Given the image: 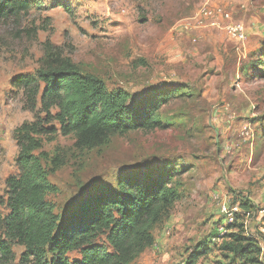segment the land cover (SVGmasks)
I'll use <instances>...</instances> for the list:
<instances>
[{"label": "rangeland", "instance_id": "374dc122", "mask_svg": "<svg viewBox=\"0 0 264 264\" xmlns=\"http://www.w3.org/2000/svg\"><path fill=\"white\" fill-rule=\"evenodd\" d=\"M32 1L22 20L0 25V214L9 212L7 181L19 174L16 130L39 121L45 130L34 136V154L57 187L47 201L61 219L123 176L169 174L167 187L180 198L153 229L154 246L131 264H243L225 250L229 235L264 245V0ZM209 7L229 14L216 17L219 27L201 14ZM232 24L244 26V42L229 34ZM49 54L69 58L109 91L127 92L130 106L173 91L161 127L78 148L53 119L55 109L47 117L40 96L31 109L13 86L36 76ZM222 203L238 209L233 225ZM11 250L0 264H34L23 246Z\"/></svg>", "mask_w": 264, "mask_h": 264}, {"label": "trees", "instance_id": "16d2710c", "mask_svg": "<svg viewBox=\"0 0 264 264\" xmlns=\"http://www.w3.org/2000/svg\"><path fill=\"white\" fill-rule=\"evenodd\" d=\"M33 8L32 0H0V25L19 22ZM13 86L24 90L31 109L39 96L47 117L55 109L53 119L63 134L74 135L77 147L86 150L102 147L115 136L159 129V112L173 94L165 91L130 106L127 92L109 91L99 78L58 54L47 55L36 76L16 78ZM44 130L39 121L16 130L19 174L7 181L9 212L0 214V230L6 238L0 240L2 258L11 256V244H19L26 262L34 264L133 263L154 246L153 229L180 198L167 187L172 176L161 174L151 181L142 175L123 176L116 188H97L61 219L47 201L57 187L34 154L40 148L34 136ZM229 238L226 251L243 264H263L258 239L242 232ZM73 253H79L80 259L71 263L68 256Z\"/></svg>", "mask_w": 264, "mask_h": 264}, {"label": "built area", "instance_id": "2783aa9c", "mask_svg": "<svg viewBox=\"0 0 264 264\" xmlns=\"http://www.w3.org/2000/svg\"><path fill=\"white\" fill-rule=\"evenodd\" d=\"M202 13L205 15L204 17L213 20L211 22V26H217V27L220 26V23H219V19L216 17H221V16L227 17L229 15L228 13L220 10L218 7H216L215 9H210V7L208 9L204 8L201 11V14ZM183 29L189 30L191 28L189 25H184ZM226 29L229 32V34L237 41L244 42L246 40L245 28L243 25L232 24V25L227 26ZM220 210H221V214H223L226 217L227 222L229 224H233L235 221V214L233 212H238V209H233V211H229L226 203H222L220 206ZM259 230L264 233V228H260ZM260 244H261V241H260ZM261 247H262L261 261L264 264V245L261 244Z\"/></svg>", "mask_w": 264, "mask_h": 264}]
</instances>
